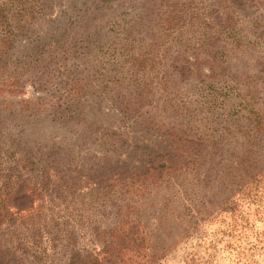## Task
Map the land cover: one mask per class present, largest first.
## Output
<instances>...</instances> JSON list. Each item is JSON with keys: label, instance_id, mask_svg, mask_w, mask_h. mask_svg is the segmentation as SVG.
<instances>
[{"label": "rangeland", "instance_id": "374dc122", "mask_svg": "<svg viewBox=\"0 0 264 264\" xmlns=\"http://www.w3.org/2000/svg\"><path fill=\"white\" fill-rule=\"evenodd\" d=\"M162 1L167 10L175 1L183 2L180 5L182 13L187 17L186 23L179 25L174 21V29L172 27L164 31L156 26V33L153 29L146 30V26L138 21L141 0H16L15 10L25 8L28 11L16 20L12 18L14 24L25 27V33L16 41L12 52L15 57L20 56L29 51V45L41 44L42 47L44 43L47 45L40 51L49 50L60 32H64L66 38L72 36L73 39L76 36L73 29L81 31L79 37L82 33H94L93 26L89 31H82L88 23L85 18H100V22H105V26L94 35L106 38L107 41L110 36H126L127 28L135 25L136 35L144 38L145 43L134 52L143 49L149 52L145 78L146 83L151 84L146 101L138 106L137 111L144 113L153 123L146 128L133 118L126 122L121 119L110 121L106 118H102V121L104 124L113 122V128L130 142L144 143L159 152L174 154L176 172L156 187L161 191V198L179 195V191L196 198L197 202L200 199L204 201V204L191 207L201 219L195 229L184 236L177 235L176 245L155 264H264V131L261 124L251 121L261 118V114L264 115L263 99L254 95V88L264 86V71L259 76L254 75L258 62L264 63V16L261 14L264 6L257 11L254 8L244 11L230 6L227 11L220 10V15L225 18H216L213 0ZM204 12L205 20L214 25H219L220 21L227 25L225 36L242 41L240 47L237 43L234 46L227 45L228 59L233 65L228 74H223L217 68L218 73L215 76H208L211 71L205 60L208 53H212L213 47L201 48L199 43H194V25H186L187 22H193L189 21L190 18L201 19ZM69 18L71 22L68 21ZM109 19L111 24L116 23V28L110 30V34L107 32L111 25L107 24ZM93 23L98 24L96 21ZM178 38L184 42L189 40V44L184 46ZM112 39L113 37L110 43ZM220 43L223 44L222 41ZM89 49L92 54L85 61L80 60L75 64L80 66L88 78L84 89H89V95L100 96L102 110L109 111V107L112 108L111 101L123 93V87L128 82L127 77L120 64L116 67V63L111 62L115 58L107 42L98 52L94 47ZM178 54L189 60L188 66L193 69L191 78L179 79L176 87L165 89L160 82H167L165 75L172 69L167 64ZM196 66L200 69H195ZM112 67L115 69H111ZM246 70L253 74L249 82L245 81ZM17 72L21 75L23 90L16 95L5 93L6 98L35 100L39 96H46L47 92L37 87L38 75L35 71H17L15 66L9 69L12 77ZM173 76L176 77V73ZM104 77L111 82L110 94L106 97L101 94L102 89L100 90L98 82ZM223 78H227V81ZM55 89L54 85L48 90ZM209 91H212L210 102H201V93L206 94ZM180 98L193 106L188 113L200 111L195 122L198 132H194L192 140L180 138L172 131L169 123L173 117L172 110L177 109H171L170 105L177 106ZM208 103L210 104L205 108ZM212 105H221L220 108L225 110L222 120L217 112L204 115V111ZM18 127L14 125V121H6L1 126V134L16 133ZM27 132L29 129L25 126V133ZM59 136L53 137L52 130L48 129L42 139L38 136L36 138L45 144L48 140L59 141ZM2 148V165L14 164L9 157H12L11 150L6 152L8 145L5 142ZM91 148L95 151L93 146ZM93 151L77 152L78 160L85 161L84 164L97 160L94 153H91ZM121 157L131 162L127 169L137 167L138 162L134 158L124 155ZM24 172V177L29 181L35 180V173L31 175ZM192 183L198 185L193 188ZM90 184L87 179H83L60 197L46 193L20 211L13 207L12 210L17 211L15 223L5 222L0 225V246L18 252L23 246H31V250L38 252L44 260H56L63 254L61 252L56 255L52 248V236L57 232V227L62 226L65 229L74 227L79 246L98 247L91 228L101 220L102 207L99 200L92 201L94 192ZM177 231L183 232L180 229Z\"/></svg>", "mask_w": 264, "mask_h": 264}, {"label": "trees", "instance_id": "16d2710c", "mask_svg": "<svg viewBox=\"0 0 264 264\" xmlns=\"http://www.w3.org/2000/svg\"><path fill=\"white\" fill-rule=\"evenodd\" d=\"M15 1L0 0V152L5 142L8 145L6 152L11 150L12 157H9L15 162L4 166L0 161V225L5 222L15 223L17 211L32 205L46 193L60 197L83 179L91 183V190L94 192L92 201L99 200L102 216L91 228L99 248L79 246L78 234L74 227L65 229L60 226L52 236V248L56 255L62 252V257L44 260L38 252L31 250V246H23L19 252L0 246V264H155L176 245L177 235L184 236L195 229L201 219L191 207L204 204V201L200 199L197 202L196 198L179 191V195L161 198V191L156 187L176 172L174 154L159 152L144 143L130 142L113 128V122H110L113 119L126 122L133 118L146 128L151 126V119L137 111L151 90V84L146 83L145 78L149 52L144 49L134 52L136 48L144 45L145 39L137 36L136 26L131 25L127 28L126 36H110L107 41L106 38L94 35L105 26V22H100V18H85L88 23L82 31H89L93 26L94 33H82L79 37L81 31L73 29L76 33L73 39L72 36L66 38L65 33L60 32L49 50L40 51L47 43L42 47L41 44H33L27 47L29 51L25 54L15 57L12 51L16 41L25 33V27L14 24L12 18L16 20L28 11L25 8L15 10ZM162 2L141 0L138 21L146 26V30L153 29L154 32L155 27L159 26L164 31L172 27L174 29V21L179 25L186 23L187 17L182 13L180 5L183 2L175 1L168 10ZM213 4L216 18H225L220 15L222 9L227 11L230 6H234L244 11L250 8L257 11L260 7L262 10L264 1L213 0ZM261 14L264 16V11ZM203 15L201 19L190 18L189 21L193 22H187L186 25H194V43H199L201 48L213 47L212 53H208L205 60L211 71L208 76H215L218 73L217 68H220L223 74H228L233 65L228 59L227 45L234 46L237 43L240 47L242 41L225 36V23L220 21L219 25H214L204 19L206 12ZM68 21L71 22L70 18ZM94 21L98 24L93 23ZM111 23L109 19L107 24ZM114 28L116 23L111 24L107 32L110 34V30ZM106 42L115 58V61L111 62H115L116 67L120 64L128 81L120 97L116 96L117 98L111 101L112 108L109 107V111L102 110L100 96L89 95V89H84L88 78L80 66L75 64L80 60L85 61L92 54L89 48L94 47L98 52ZM179 42L184 46L189 44V40L184 42L181 38ZM188 61L180 54L174 56L167 64L172 67L165 75L167 82L161 80L160 85L168 89L176 87L179 79L189 80L193 69L189 68ZM13 66L17 71H35L38 75L37 87L45 90L46 96H39L35 100L6 98L5 93L16 95L23 90L20 73L17 72L14 77L10 76L9 69ZM195 69L200 68L196 66ZM256 70L254 75H261L264 63L258 62ZM173 73H176V77ZM252 76L253 74L246 70L245 81L249 82ZM223 79L227 81V78ZM98 82L100 90L102 89L101 94H105V97L109 95V78H101ZM54 85L55 90H48ZM211 93L212 91L206 94L202 92L201 102H210ZM254 95L262 98L264 103V86L254 88ZM223 101L224 98L221 102ZM220 106L212 105L204 111V115L217 112L222 120L225 110ZM170 108H177L172 110V119L167 117L170 119L172 131L180 138L194 139V132H198L195 125L196 115L200 114V111L188 113L193 106L191 103L187 104L183 98H180L177 106L171 104ZM102 118L110 121L104 124ZM259 119L251 121L261 124L264 131V115L261 114ZM6 121H14V125L19 126L18 132L1 134V126ZM25 126L29 129L27 133ZM48 129L52 130L53 137L60 135V140H48L46 145L39 142L36 136L42 139ZM91 146L95 151L91 150ZM82 150L93 151L91 153H94L97 160L87 164H84L85 161L80 162L77 152ZM122 155L134 158L138 162L137 167L127 169L131 162L122 159ZM23 170L31 175L35 173V180L31 182L24 177ZM196 185L198 184L192 183L193 188ZM122 194L128 195L121 196ZM13 207L18 210H12ZM179 229L183 232H176Z\"/></svg>", "mask_w": 264, "mask_h": 264}]
</instances>
